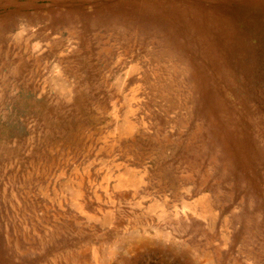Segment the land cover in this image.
<instances>
[{
	"label": "rangeland",
	"instance_id": "obj_1",
	"mask_svg": "<svg viewBox=\"0 0 264 264\" xmlns=\"http://www.w3.org/2000/svg\"><path fill=\"white\" fill-rule=\"evenodd\" d=\"M0 264H264V0H0Z\"/></svg>",
	"mask_w": 264,
	"mask_h": 264
}]
</instances>
